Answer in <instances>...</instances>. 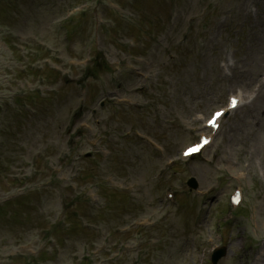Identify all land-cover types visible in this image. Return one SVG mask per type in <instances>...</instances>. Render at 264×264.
<instances>
[{
  "label": "rangeland",
  "instance_id": "1",
  "mask_svg": "<svg viewBox=\"0 0 264 264\" xmlns=\"http://www.w3.org/2000/svg\"><path fill=\"white\" fill-rule=\"evenodd\" d=\"M107 1L120 5L123 10L112 6L128 18L98 17L100 23L112 18V24L105 25L97 47L111 63L125 64L138 53L147 57L146 75L156 80L149 84L164 94L157 114L131 108L115 121L122 132L138 125L163 142L170 155L154 156L135 137L121 135L109 141L113 155L107 164L97 157L102 149H91L86 141L66 148L63 126L79 95L70 80L54 76L59 70L77 80L88 69L79 64L85 53L65 50L58 36L62 41L64 22L72 18L68 11L84 6L72 24L87 14L86 24L105 0H0V199L17 186L32 190L19 203L0 208V253L8 260L3 264H211L208 241L220 244V211L235 188L244 191L246 218L225 226L229 253L220 264H264V86L225 121L215 147L174 177L181 209L165 202L153 180L157 168L191 139L184 124L195 128V115H209L230 93L256 92L264 73V0ZM59 47L56 54L62 59L56 60ZM27 54L33 56L29 70L39 77L30 73L17 79L26 72ZM99 56L94 50L90 68ZM10 60L18 64L12 70ZM99 60V78L90 80L93 94L108 86V72ZM38 86L43 98L22 99L27 101L24 109L19 100L11 106L22 92L30 94ZM141 97L153 102L159 96L153 92ZM88 152L90 159L85 158ZM31 173L32 178L24 176ZM190 176L200 183L198 193L186 187ZM108 180L126 187L129 195H115L107 209L84 199L76 202L86 190L90 193L84 192V198L91 194L97 199V189L108 188ZM37 181L45 184L41 193L33 191ZM198 210L201 220L195 219ZM75 211L77 219L72 217ZM144 219L149 223L141 231L138 222ZM133 223L137 227L127 235L114 232Z\"/></svg>",
  "mask_w": 264,
  "mask_h": 264
},
{
  "label": "snow or ice",
  "instance_id": "2",
  "mask_svg": "<svg viewBox=\"0 0 264 264\" xmlns=\"http://www.w3.org/2000/svg\"><path fill=\"white\" fill-rule=\"evenodd\" d=\"M233 103H234V102H233ZM220 115H221V113H216V114H215V118H213V119L210 121V123H212L213 126H216V124H215V120H216L217 118H219ZM194 151H198V149H197V148L189 149V152H194Z\"/></svg>",
  "mask_w": 264,
  "mask_h": 264
}]
</instances>
